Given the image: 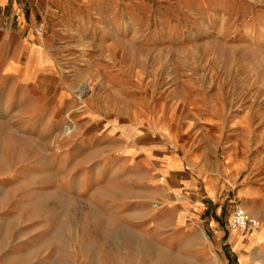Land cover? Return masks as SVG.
Here are the masks:
<instances>
[{
  "label": "rangeland",
  "instance_id": "rangeland-1",
  "mask_svg": "<svg viewBox=\"0 0 264 264\" xmlns=\"http://www.w3.org/2000/svg\"><path fill=\"white\" fill-rule=\"evenodd\" d=\"M79 11L49 71L0 73V264H264V0ZM173 158L198 186H163Z\"/></svg>",
  "mask_w": 264,
  "mask_h": 264
},
{
  "label": "crops",
  "instance_id": "crops-1",
  "mask_svg": "<svg viewBox=\"0 0 264 264\" xmlns=\"http://www.w3.org/2000/svg\"><path fill=\"white\" fill-rule=\"evenodd\" d=\"M102 2L104 0H0V73L21 80L35 79L49 71L52 68L49 49L62 34L73 29L79 10ZM38 29L43 32L41 35L35 33ZM165 164L159 171L167 176L163 186H198L196 178L182 173L185 170L181 160L173 158ZM260 255L264 256L261 243Z\"/></svg>",
  "mask_w": 264,
  "mask_h": 264
},
{
  "label": "bare ground",
  "instance_id": "bare-ground-1",
  "mask_svg": "<svg viewBox=\"0 0 264 264\" xmlns=\"http://www.w3.org/2000/svg\"><path fill=\"white\" fill-rule=\"evenodd\" d=\"M260 231V230H259ZM258 231V232H259ZM61 235V234H60ZM109 237L115 243H123L131 246L136 255H142L144 257H152L156 262L163 259V251L152 245L149 240H145L141 235L136 234L130 229H123L119 232H115Z\"/></svg>",
  "mask_w": 264,
  "mask_h": 264
},
{
  "label": "built area",
  "instance_id": "built-area-1",
  "mask_svg": "<svg viewBox=\"0 0 264 264\" xmlns=\"http://www.w3.org/2000/svg\"><path fill=\"white\" fill-rule=\"evenodd\" d=\"M261 223L258 219L250 216L245 210L237 207L230 219V230H239L244 232H258L260 230Z\"/></svg>",
  "mask_w": 264,
  "mask_h": 264
}]
</instances>
